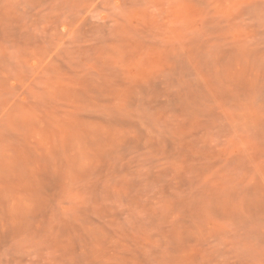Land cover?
<instances>
[{
  "label": "rangeland",
  "instance_id": "1",
  "mask_svg": "<svg viewBox=\"0 0 264 264\" xmlns=\"http://www.w3.org/2000/svg\"><path fill=\"white\" fill-rule=\"evenodd\" d=\"M0 264H264V0H0Z\"/></svg>",
  "mask_w": 264,
  "mask_h": 264
}]
</instances>
